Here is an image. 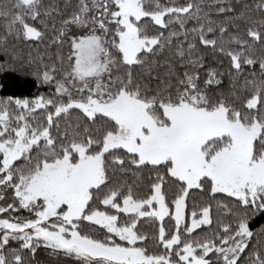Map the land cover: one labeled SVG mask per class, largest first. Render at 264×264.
Here are the masks:
<instances>
[{
	"label": "snow or ice",
	"instance_id": "6c2138e0",
	"mask_svg": "<svg viewBox=\"0 0 264 264\" xmlns=\"http://www.w3.org/2000/svg\"><path fill=\"white\" fill-rule=\"evenodd\" d=\"M0 20V264H264V0H9Z\"/></svg>",
	"mask_w": 264,
	"mask_h": 264
},
{
	"label": "trees",
	"instance_id": "16d2710c",
	"mask_svg": "<svg viewBox=\"0 0 264 264\" xmlns=\"http://www.w3.org/2000/svg\"><path fill=\"white\" fill-rule=\"evenodd\" d=\"M8 2L9 0H0V4H7ZM46 2H49V0H46ZM185 2L186 0H178V3H185ZM252 2H254V0H249V3H252ZM3 24H4V21L0 20V34H2L4 31ZM242 30H243V26H242ZM10 43L15 44L17 50L20 51V53L25 57L45 56V62H48L47 55H52L53 57L55 55V49H49L46 54L44 44H39V43L33 44V43H28V42H23V41L16 42L15 40H12ZM198 51L200 55H203L205 57V62L208 65L217 68V70L220 72H226L229 70V63H228L227 58L213 56L211 49L199 48ZM66 52H67V46H65V54ZM255 55L257 56L261 55V52L259 49L256 50ZM137 71L139 72V70ZM201 77L203 81V79L205 78L203 73H201ZM242 80L243 78H241V83H242ZM15 83H16L17 94L30 95V94L37 93V92L47 93L49 91L47 87L35 86L33 82L31 81V79H28V80L20 79V80L15 81ZM229 88H230V85L228 82V78L225 77L224 84H223L224 92L227 93ZM129 179L131 180L133 178L130 177ZM144 183L147 184V178H145ZM194 195H198V193H194ZM203 198L206 199V197H203ZM225 203H230V202L225 201ZM15 215H19L21 218L28 217L27 212H20ZM215 219H220V220H224L225 222H227L228 221L227 209L222 208L220 210V215L218 216L215 214V209H214V220ZM166 223H167V218H166ZM151 224H152L151 221H146L144 225L142 226V231L152 234L155 230V225H152L150 227L149 225ZM261 225H264V215H257L256 217L253 218L251 227L254 230H256V229H259ZM167 226L169 228H174V225L172 224H168ZM197 231L199 232L200 236L203 237L205 235H210L212 232V229L208 228L204 232H200V230H197ZM37 260L40 262V264H75V261L72 258L53 257L48 253V251L44 250L43 248H41L38 251Z\"/></svg>",
	"mask_w": 264,
	"mask_h": 264
}]
</instances>
